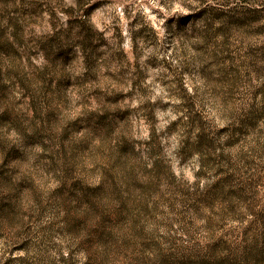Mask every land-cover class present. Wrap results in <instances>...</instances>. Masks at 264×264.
Masks as SVG:
<instances>
[{"label":"rangeland","instance_id":"374dc122","mask_svg":"<svg viewBox=\"0 0 264 264\" xmlns=\"http://www.w3.org/2000/svg\"><path fill=\"white\" fill-rule=\"evenodd\" d=\"M0 264H264V0H0Z\"/></svg>","mask_w":264,"mask_h":264}]
</instances>
